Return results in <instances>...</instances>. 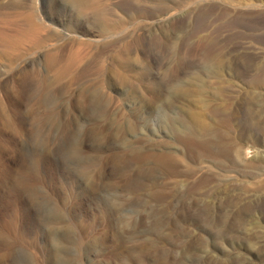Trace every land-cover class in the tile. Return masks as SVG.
Returning <instances> with one entry per match:
<instances>
[{"label":"rangeland","instance_id":"obj_1","mask_svg":"<svg viewBox=\"0 0 264 264\" xmlns=\"http://www.w3.org/2000/svg\"><path fill=\"white\" fill-rule=\"evenodd\" d=\"M0 264H264V0H0Z\"/></svg>","mask_w":264,"mask_h":264},{"label":"bare ground","instance_id":"obj_2","mask_svg":"<svg viewBox=\"0 0 264 264\" xmlns=\"http://www.w3.org/2000/svg\"><path fill=\"white\" fill-rule=\"evenodd\" d=\"M90 2V1H89ZM98 2V1H97ZM75 4V3H74ZM93 4V3H92ZM89 6V5H88ZM77 9V8H76ZM86 9V8H85ZM80 12H78L77 13V15L78 16H80V17H82L84 14H86V13H84V11H82V9H80L79 10ZM152 14V13H151ZM155 14H157V13H155ZM112 21H115V19L113 18V20ZM115 25V24H114ZM57 52V51H56ZM208 61H211V60H208ZM209 63V62H208ZM211 63H212V61H211ZM201 87L200 88H202V89H204V86L203 85H200ZM202 91V90H201ZM201 100V99H200ZM204 106H205V104H204ZM206 107V106H205ZM191 118H192V120H193V124L196 126V128L197 127H199V129L201 128V129H205V127L208 125L207 124V121H206V118L204 119L203 117H202V113H199L198 111L197 112H193L192 111V113H191ZM177 128V127H176ZM198 130V129H197ZM178 134H179V132H178ZM179 135H182L181 137L182 138H184V139H190L191 137H190V134L188 135V133L187 134H179ZM168 157V156H167Z\"/></svg>","mask_w":264,"mask_h":264}]
</instances>
